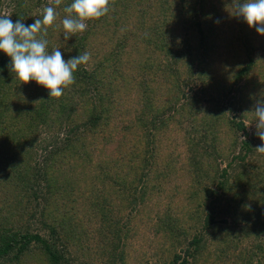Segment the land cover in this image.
Returning a JSON list of instances; mask_svg holds the SVG:
<instances>
[{
	"label": "trees",
	"instance_id": "16d2710c",
	"mask_svg": "<svg viewBox=\"0 0 264 264\" xmlns=\"http://www.w3.org/2000/svg\"><path fill=\"white\" fill-rule=\"evenodd\" d=\"M170 1L172 5L167 6ZM1 2L2 0H0V6ZM40 2L41 0H15L11 14L12 21L21 19L26 25L34 23L35 19L29 13L35 8V4L40 5ZM72 2L73 0H62V4L56 7L59 9L56 11V24L53 25L52 30L48 29L45 37L48 41V50L59 48L65 61L88 52L91 57L88 63L92 69L89 72L82 65L78 66L74 73L75 83L65 89L60 98L50 97L49 91L35 81L23 84L11 71V58L0 51V130L5 131V137L0 138V258L2 259L7 256L8 259L18 260L21 255L30 251L31 246L33 250L40 249L44 253L45 264H74L67 255L58 250L57 243L63 242L59 233L63 232V238L67 237V240L71 241L75 237L77 240L85 231H89L90 235L93 234L89 244L85 245L78 240L72 243L83 248L88 255L98 252V256L105 257L112 263L123 262L124 242L122 238H128L130 231L137 234L136 230H131L133 229L132 219L134 220L139 212L137 203L144 202L147 195V191L136 195L137 187L134 186L136 183L134 180L127 179L130 173L125 172L122 182L117 177L114 180V183H119V186L102 185V189L88 198L90 211L80 210L81 207H76L73 200L69 202L68 197L69 193H74L80 186V172L76 166L72 165L69 166L70 168L62 169L63 166L57 162V160L61 161V158L53 157L46 166L47 178L42 171L35 176L38 182L46 186L45 191H41V199H39L38 192L34 191L32 192L33 198L26 200L27 203L33 200L37 209L40 205L41 208L46 207L47 203L54 205L51 210L61 209L63 220L60 218L57 220L60 223L53 224L52 220L47 219L48 215L41 217L38 222L42 228L47 230V236H42L37 231L33 232L28 227L24 229L16 227L18 226L17 221L13 219H17L18 216L16 218L11 216L13 202L16 203L19 200L17 187L25 186V181L30 182L26 167L32 160L34 145L37 142L36 138H33L35 129L43 126L51 131V128L56 126L55 121H60L64 113L69 116L79 105H88L87 100L90 99L87 95L93 91L92 88L101 86L103 89L107 82L119 78L123 73L122 66L125 62L128 63L126 64L128 71H134L127 73L128 93L134 92L139 95L138 106L144 111H150L149 115L157 119L159 126L165 127L169 124V119L164 117L165 111H177L187 107L197 108L195 105L198 106V97H188L182 92L183 85H186L185 82L177 83L172 72L170 75L160 73L165 67H161V64L154 59L160 54L158 50H162L167 58H175L177 60V62L174 61L175 64L187 68V63L183 61L186 59L192 71L193 67L195 68V74L192 73L190 80L201 81H199L202 85L200 100L204 103L220 105V109L224 111L215 121L232 123L227 121L225 115L229 106L222 105V100L218 99L223 92L221 89L224 90L225 86L223 81L214 83L210 70L213 63H210L207 58L209 51L219 52V48L223 50L227 47L226 51H232L235 54L226 58V61L224 60V63L235 62L238 65L233 76V83H240L241 77L248 74L257 64L258 52H264V35H260L255 27L250 28L243 17L233 14V0H111L107 15L98 20L87 21L88 26L83 33H77L65 40L62 20L66 13L63 9ZM52 6L55 7L54 2ZM40 9L41 16L36 19H42L43 8ZM166 12H169V15H165ZM148 21L149 23L146 24ZM52 32L58 34L54 41L51 37ZM136 36L140 37L143 43H134L137 44L134 50L136 55L131 59L135 61L127 60V58L124 61L125 58H121V53L124 52L125 46L129 45L130 40L132 44ZM180 42L185 45L183 52H188V57L180 56L182 51L175 56L178 52L175 46H178ZM149 48L153 50L147 52ZM101 56L105 57L104 60L98 59ZM195 61H197L196 65L193 64ZM202 78L205 79L203 84ZM3 88L6 91L3 92ZM240 90L242 92L238 93L242 95L244 88ZM239 98L245 99L246 97L243 94ZM93 99L95 101L92 100L90 103L101 108L103 118L107 121L112 111L111 105L99 102L98 95ZM181 99H186V107L181 108L178 105ZM4 101H8L9 106L5 108L6 111L2 112L4 104L1 105V103ZM13 103L18 106L16 109L11 108ZM52 114L57 120H52ZM130 127L127 125V130ZM235 127L241 131L244 129L242 122L235 123ZM193 128L199 134L202 133L196 124ZM76 138L78 135L74 137ZM199 138L205 139L202 135ZM107 141L111 142V138L108 137ZM191 144L192 150L198 156L193 155L194 160L189 161L186 175L188 181L183 182L186 184L183 193L188 197H191L188 192L192 190L193 183L202 182L201 179H206V177L209 180L210 169L214 167L210 166V161L216 154V149L212 154H207L205 150L202 152L197 150L195 143ZM242 144L247 151L251 149L249 142L244 141ZM73 148L76 149L75 146ZM208 156H211V159H208ZM243 157L238 153L233 158L231 157V160L234 162L237 159H244ZM63 159L66 160V157ZM150 159L151 156L145 159L147 164ZM103 164V162H98L94 168L101 173L105 170ZM251 167L254 168V165L251 164ZM260 167L250 170L243 165L238 172H235L234 167L231 169L235 172L232 178L230 177L232 172L228 173L230 168L226 167L219 173L220 179L217 180L215 188L202 186L204 197L211 201L213 198H219V194L220 196L223 194L222 197L230 194L228 199L220 203L221 211L218 212L231 220L227 221L225 218L215 220L212 214L208 213L202 226L197 228L198 232L188 242L185 255L175 253L169 264H190L192 259L193 262L196 261L195 257L198 255L195 256V254L201 249L199 242L202 240L201 230L203 228L211 235L215 244V253H213L215 261L212 264H227L229 260H233L231 261L233 264H264V168L260 169ZM48 172L52 173L51 177H48ZM135 173L139 175L136 178L138 184L142 183L143 174H138V171ZM144 175L149 176L148 183L151 179L154 181L157 179L156 171L154 177L152 170H147ZM45 181H47L46 184ZM13 186L15 188L12 190ZM107 189V195H105L104 190ZM215 189H218L219 194L214 191ZM196 190L197 188H194L192 196L198 194ZM61 195L64 200L61 207H58L55 196ZM127 207L130 211L129 217L119 218L118 212ZM1 208L4 211H1ZM28 208L27 206L26 209ZM77 211L80 215L78 219L75 218ZM32 215L33 212H30V216ZM159 222L162 227L170 230L167 220L160 219ZM172 231L177 237L185 236V232L183 233L175 226ZM79 232L82 233L77 235ZM236 247L239 251L233 255ZM255 252H258L259 256ZM254 259L255 263H253Z\"/></svg>",
	"mask_w": 264,
	"mask_h": 264
},
{
	"label": "rangeland",
	"instance_id": "374dc122",
	"mask_svg": "<svg viewBox=\"0 0 264 264\" xmlns=\"http://www.w3.org/2000/svg\"><path fill=\"white\" fill-rule=\"evenodd\" d=\"M53 2L54 0H41L40 5L35 4V8L30 11V16L36 20L37 17L41 16L40 8L52 6ZM14 3L15 0H2L0 16H10L9 18L12 19L11 14ZM171 5L172 1L167 6ZM219 9L222 10V8ZM165 15H169V12H166ZM148 23L149 21L146 24ZM53 25L48 27V29L52 30ZM57 35L54 32L51 33L52 41ZM99 38L102 39L101 37ZM140 40L142 39L136 36L132 40V44L130 40L129 45L125 46L124 52L121 53V58H125L124 61H126V58L127 60L135 61L131 59L136 55L134 50L137 44L134 43H143V40ZM58 41L61 43L60 39ZM175 47L177 48L176 51H178L175 56H178L177 54L185 49V45L181 42ZM221 49L219 48V52L210 50L207 58L210 63H213L210 70L214 83L218 81H223L224 83L225 89L222 90L221 86V91L223 92L218 99L222 100V105L227 104L229 106L225 115L227 121L232 123L215 121L224 111L220 109V105L204 103L200 100L201 81L197 79H194V81L190 80L192 73L195 74V68L193 67L192 71V67L188 65L186 59H183V61L187 63V68L175 64L177 62L175 58H173L174 60L167 58V55L162 50H158L160 54L154 59L161 64V67H165L160 73L162 75H170L172 72L175 79H177V83H186L182 87L184 88L182 92L188 97L194 96L199 99L198 106L195 105L197 107L195 109L187 107L177 111H165L164 117L169 119V124H166L165 127L159 126L157 119L153 118V115H149L150 111H144L142 107L138 106L139 95L134 92L128 93L129 80L127 79V73L134 71L129 72L126 66L128 63L125 62L122 66L123 73H121L119 78L107 82L103 89L101 86L92 88L93 91L87 95L88 99H90L87 100L89 101L88 105H79L72 115L66 116L64 113L60 121H55L56 126L52 127L51 131H48L43 126L35 129L33 138H36L37 142L34 145L32 160L26 167L28 168L26 172L29 175L30 182L27 183L24 180L25 186L17 185L19 200L16 203L13 202L11 216L15 218L18 216L17 219H13L17 221L16 225L18 226L16 227L21 229L28 227L33 232L37 231L42 236H47V230L39 224L41 217L48 215L47 219L49 221L52 220L53 224L60 223L57 220L62 219L63 212L61 209L51 210L54 205H49V203L45 204L46 207L41 208L40 205L37 209V205L33 200L29 203L26 200L33 198L32 192L34 191L38 192L39 199H41V191H45L46 186L38 182L35 176L42 171L47 178L46 166L53 157L61 158V161L57 160V162L63 166L62 169L70 168L69 166L72 165L76 166L78 172H80V186L76 188L74 193L68 194L69 202L73 200L76 207H81L80 210L90 211L88 198L92 194L95 195L96 191L102 189V185L113 187L112 185L115 184V186H119V183H114V180L117 177L122 182L125 172L130 173L127 179L134 180L136 183L134 184L137 187L135 190L136 195L147 191L144 202L137 203L139 206L138 215L135 216L134 220L132 219L134 227L132 225L133 229L131 230H136L137 234L130 231L128 238H122L124 242L123 262L112 263L105 257L98 256V252L90 254V256L86 254L83 248L72 243L78 240L85 245L89 244L93 237V234L90 235L89 231H85V233L82 231L84 234L78 237L77 240L75 237L71 241H68L67 237L63 238L64 234L60 231L59 236L63 242L57 243L58 250L67 255L68 259L74 264H169L175 253L181 256L185 255L188 242L198 232V227L202 226L208 213H211L212 218L215 220L225 218L230 221V218L218 212L221 209L220 203L228 199L230 194H225L222 197L223 194L220 196L218 189H215L214 191L219 194V198H213L211 201L204 197L205 193L202 190V186L207 185L215 188L217 180L220 179L219 173L226 167L230 168L229 171L227 170L229 174L232 172L231 178L235 172L243 168V165L250 170L258 166H261L260 169L264 168V154L255 150L264 142L256 135L255 116L252 113L257 102H264V52H258L256 55L257 64L254 65L248 74L241 77L240 83H233V76L238 65L235 62L224 63V60L235 54L232 51H226L227 47L223 48V50ZM152 50L153 48H149L147 52ZM181 53L180 56L183 58L189 56L188 52ZM104 58L101 56L98 59L104 60ZM193 64L196 65L197 61ZM82 66L89 72L92 69L89 63ZM207 74H210L209 71ZM203 83H205L204 78H202ZM241 88H244L245 99L239 98L243 96V94L240 95L238 93L239 91L242 92ZM4 91H6L5 88H3ZM97 95L99 102L111 105L112 111L107 121L103 118L101 108L90 103L92 100L95 101L93 97ZM6 100L8 99L6 98ZM5 101L1 103V105L4 104L2 112L6 111L5 108L9 106V102ZM185 103L186 99H181L178 105L181 108L186 107ZM17 107L13 103L11 108L16 109ZM52 120H57L54 114H52ZM237 122L243 123L244 129L242 131L236 129L235 123ZM194 124L200 128L202 133L199 134V132L195 131V128H193ZM127 125L131 126L129 130H127ZM205 129L206 133L204 134ZM4 134L5 131L0 130V138ZM76 135H78V138L74 139ZM200 135L205 137V139L199 138ZM108 137L111 138V142L107 141ZM54 141L56 142L53 143ZM244 141L249 142L251 146L249 151L243 147L242 143ZM191 143L196 144L197 150L200 152L205 150L207 154H212L216 149V154L212 159L211 156L207 157L211 159V161L209 160L210 166H214L211 167V172L209 171V180L205 176L206 179H201L203 183H193L192 190L188 192L192 198L183 193L186 185L183 182L188 181V176L186 175L189 161H193L195 156H198L192 150ZM220 148L221 150H219ZM238 153L244 156V159H237L233 162L231 157L233 158ZM149 156H151V159L147 164L145 159H148ZM63 157H66V160ZM98 162H103L105 166V170L101 173L94 168L95 165H98ZM206 163L209 162L206 161ZM251 164L254 165V168L251 167ZM234 167L235 172L231 170ZM147 170H152L153 177L156 171L157 179L155 181L151 179V182L148 183L149 176L146 177L144 175ZM137 171L138 174H143L142 183L139 184L136 181L139 176L135 173ZM51 176L52 173L48 172V177ZM13 181L16 182L14 179ZM46 183L47 181H45ZM14 188L15 186H13L12 190ZM194 188H197L198 194L192 196ZM104 191L105 195H107L108 189ZM63 200V195L55 196L56 204H59L58 207H61ZM48 202H50V199H48ZM27 206L29 207L28 209H26ZM1 211L4 210L1 208ZM79 211L76 212L75 218L80 216L78 215ZM30 212H33L32 216H30ZM129 214V207L118 212L119 218H128ZM160 219L167 220L170 230L160 225ZM173 226L181 229L183 233L185 232V236L183 238L177 237L175 232L172 231ZM82 232L77 233V235ZM201 232L203 236L199 242L201 244V252H199L203 254L200 255L197 252L195 254V256L198 255L195 257L196 261L193 262L192 259L190 264H212L215 261V255L213 254L215 253V244L212 237L205 232L204 228ZM29 248L30 251L21 255L18 260L8 259L7 256L3 259L0 258V264H45L44 253L40 249L33 250L31 246ZM237 251H239L238 247L233 251V255ZM255 253L259 256L258 252ZM231 261L233 260H229L227 264H233ZM255 262L256 260L254 259L253 263Z\"/></svg>",
	"mask_w": 264,
	"mask_h": 264
},
{
	"label": "clouds",
	"instance_id": "9594fccd",
	"mask_svg": "<svg viewBox=\"0 0 264 264\" xmlns=\"http://www.w3.org/2000/svg\"><path fill=\"white\" fill-rule=\"evenodd\" d=\"M111 0H73L65 6L62 20L64 39L68 40L87 28V21L98 20L108 14ZM62 0H54V6L42 10V19L26 25L21 19L13 22L10 16H0V51L11 58V71L23 84L35 81L49 91L50 97L60 98L65 89L75 83L78 66L87 64L90 53L85 52L65 61L59 48L48 50V27L57 19L56 7ZM233 14L243 17L248 26L264 35V0H233ZM218 22V21H217ZM259 139L264 142V102H257L254 112ZM264 154V144L255 149Z\"/></svg>",
	"mask_w": 264,
	"mask_h": 264
}]
</instances>
